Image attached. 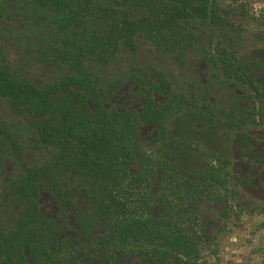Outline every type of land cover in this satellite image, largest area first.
<instances>
[{"label":"trees","instance_id":"1","mask_svg":"<svg viewBox=\"0 0 264 264\" xmlns=\"http://www.w3.org/2000/svg\"><path fill=\"white\" fill-rule=\"evenodd\" d=\"M235 3L0 0V264H207L200 210L264 128Z\"/></svg>","mask_w":264,"mask_h":264},{"label":"rangeland","instance_id":"2","mask_svg":"<svg viewBox=\"0 0 264 264\" xmlns=\"http://www.w3.org/2000/svg\"><path fill=\"white\" fill-rule=\"evenodd\" d=\"M253 5L259 7L254 9ZM230 16L240 26L238 53L264 48V0H236ZM215 98L221 100L219 93ZM247 135L254 141L245 150L246 157L232 150L228 205H221L220 209L225 210L224 216L218 215L217 208L202 206L200 210V216L209 222V241L201 250L207 264H264V166L251 162L259 148L264 147V128L248 129ZM244 176L249 177L247 185L240 183Z\"/></svg>","mask_w":264,"mask_h":264},{"label":"clouds","instance_id":"3","mask_svg":"<svg viewBox=\"0 0 264 264\" xmlns=\"http://www.w3.org/2000/svg\"><path fill=\"white\" fill-rule=\"evenodd\" d=\"M258 7H259L258 5H253V8H254V9H256V8H258Z\"/></svg>","mask_w":264,"mask_h":264}]
</instances>
